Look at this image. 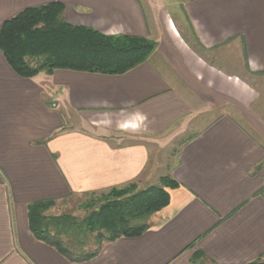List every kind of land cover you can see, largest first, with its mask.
Segmentation results:
<instances>
[{"label":"crops","instance_id":"obj_1","mask_svg":"<svg viewBox=\"0 0 264 264\" xmlns=\"http://www.w3.org/2000/svg\"><path fill=\"white\" fill-rule=\"evenodd\" d=\"M143 1L0 0V29L60 2L72 25L156 44L121 75L24 78L0 53V264L264 260V0H177L182 20ZM64 107L83 128L65 130ZM165 144L178 146L167 175L179 186L142 236L84 262L34 237L30 204L160 181L155 156Z\"/></svg>","mask_w":264,"mask_h":264},{"label":"trees","instance_id":"obj_2","mask_svg":"<svg viewBox=\"0 0 264 264\" xmlns=\"http://www.w3.org/2000/svg\"><path fill=\"white\" fill-rule=\"evenodd\" d=\"M60 2L28 8L6 21L0 29V53L21 77L33 78L56 69L121 75L146 62L155 50L151 40L130 35H105L93 28L76 26L64 18ZM179 184L161 177L159 185L138 190L136 183L91 193L86 215H48L55 200L28 207L29 228L39 241L54 247L71 262L96 257L102 247L120 238L142 236L153 215L170 203L168 189ZM94 244L96 248H92ZM203 257L196 253L192 263ZM248 264H264L257 259Z\"/></svg>","mask_w":264,"mask_h":264},{"label":"rangeland","instance_id":"obj_3","mask_svg":"<svg viewBox=\"0 0 264 264\" xmlns=\"http://www.w3.org/2000/svg\"><path fill=\"white\" fill-rule=\"evenodd\" d=\"M143 2L145 3L146 8H148V9L150 8L151 4L154 5L155 9H164L166 7L167 10L172 15V17H174V19H176V20H182L184 17L183 16V10H182L183 6L177 0H144ZM146 39H149V38H146ZM151 42H153L155 44L154 41L151 40ZM155 46H156V44H155ZM155 49H156V47H155ZM154 51L155 50H153L150 53L149 58L146 61H148L150 59V57L152 56ZM41 73H47V72L44 71ZM246 80H249V79L247 78ZM259 85L262 87V92H261L262 93V103H264V101H263L264 100V83H260ZM62 111L64 112V118H65V125H64L65 130L76 129L77 127L82 126L81 124H79L80 122L79 123L77 122L78 118H76V113L70 112V110L65 108V107L62 109ZM81 128H83V127H81ZM122 138H125V137H122ZM175 139L176 138H174V140ZM128 141L129 142H135L136 140H134V141L128 140ZM177 143L175 142L174 146L177 145ZM180 143L181 142H179V144ZM161 147L162 148L160 149V153L157 156H155V160L158 158L160 159L159 160V165H160L159 171L156 170V172H155V175L160 174V178L164 177V176H168L167 173L169 172L168 170H170V165L172 164V162H171L172 156H173V154H175L178 151V146L170 147L169 144H165L164 147H163V145H161ZM150 150L153 152V148H150ZM155 164H157V163L154 162V165ZM143 182L146 184H143V185L137 184L138 190L145 189V188L152 186V185H159V183H160L159 178L157 180L156 177H155V179L151 180V182H148V181L147 182L143 181ZM103 192H105V191H103ZM103 192H96V193L101 194ZM93 196L94 195H92L91 193L76 194V196L69 197V198L62 200V201H57L56 205L52 209H50L47 214L58 216V215L64 213V214H71V215L78 217V218L79 217L83 218V216L86 215V212H85V209H86L85 207L87 205L86 202H88L91 198H93ZM91 247L94 249L96 248V246L94 244H92Z\"/></svg>","mask_w":264,"mask_h":264}]
</instances>
